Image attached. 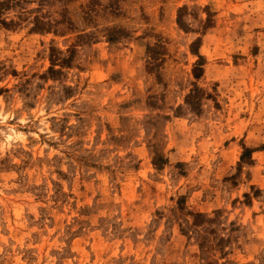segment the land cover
I'll list each match as a JSON object with an SVG mask.
<instances>
[{
    "label": "rangeland",
    "instance_id": "1",
    "mask_svg": "<svg viewBox=\"0 0 264 264\" xmlns=\"http://www.w3.org/2000/svg\"><path fill=\"white\" fill-rule=\"evenodd\" d=\"M0 264H264V0H0Z\"/></svg>",
    "mask_w": 264,
    "mask_h": 264
}]
</instances>
